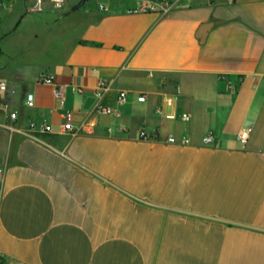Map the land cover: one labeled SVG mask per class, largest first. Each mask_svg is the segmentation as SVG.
<instances>
[{
    "label": "crops",
    "instance_id": "obj_1",
    "mask_svg": "<svg viewBox=\"0 0 264 264\" xmlns=\"http://www.w3.org/2000/svg\"><path fill=\"white\" fill-rule=\"evenodd\" d=\"M141 1L0 0V264H264V0Z\"/></svg>",
    "mask_w": 264,
    "mask_h": 264
},
{
    "label": "built area",
    "instance_id": "obj_2",
    "mask_svg": "<svg viewBox=\"0 0 264 264\" xmlns=\"http://www.w3.org/2000/svg\"><path fill=\"white\" fill-rule=\"evenodd\" d=\"M53 5L56 8L62 7L64 0H51ZM170 5V0H143L141 1L137 6L131 9L133 12H141V11H152V10H163L167 8ZM39 80L46 84H52L53 85V93L56 95V97L59 99V101H63V94L64 89L62 85H56L53 82L52 75H41L39 77ZM6 82L4 80H0V91L3 92L6 89ZM109 85L108 83L104 81H100L96 88L93 91V96L95 97V103L93 104L92 109L90 110L87 118H85L79 125L73 126L69 121L64 122V124L61 126V131H73V132H87L92 133L94 132L95 124L89 121V116L92 114H100V115H117L119 113V109L116 107H113L109 104H106L102 101V97L105 94L106 91H108ZM77 91H81V89L77 88ZM128 98V93L126 90H118L116 94V102L117 104L125 103ZM139 100H144L143 95L138 96ZM27 105H32V95H27L26 100ZM16 116V112H11L10 117L14 118ZM182 117L185 120L189 119V115L187 113H182ZM249 128L242 129L238 137L242 143H245L249 134ZM52 131V126L50 124H47L46 122H36L35 120H31L28 123V131L26 132V135L34 138L36 132H50ZM141 136H146V132L144 130L140 131ZM168 142H176L177 139L174 135L169 134L166 137ZM204 141L208 142L211 140V135L208 134L204 136ZM181 142H187L188 138L186 136H182L180 139ZM1 260V255H0Z\"/></svg>",
    "mask_w": 264,
    "mask_h": 264
},
{
    "label": "water",
    "instance_id": "obj_3",
    "mask_svg": "<svg viewBox=\"0 0 264 264\" xmlns=\"http://www.w3.org/2000/svg\"><path fill=\"white\" fill-rule=\"evenodd\" d=\"M212 26V22H206V23H202L196 32V36L199 38L200 41L204 40V37L206 35V32L208 30V28Z\"/></svg>",
    "mask_w": 264,
    "mask_h": 264
}]
</instances>
